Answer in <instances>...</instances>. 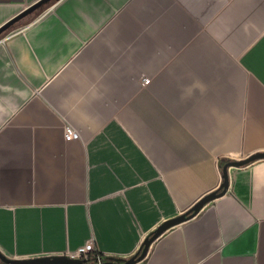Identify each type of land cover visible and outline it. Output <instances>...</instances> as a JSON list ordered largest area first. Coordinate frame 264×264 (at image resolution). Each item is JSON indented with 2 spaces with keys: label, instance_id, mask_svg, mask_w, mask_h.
<instances>
[{
  "label": "crops",
  "instance_id": "crops-1",
  "mask_svg": "<svg viewBox=\"0 0 264 264\" xmlns=\"http://www.w3.org/2000/svg\"><path fill=\"white\" fill-rule=\"evenodd\" d=\"M40 0H0V27ZM0 36V251L130 258L264 153V0H58ZM144 78L151 79L147 86ZM72 127L77 137L66 140ZM136 264H264V160Z\"/></svg>",
  "mask_w": 264,
  "mask_h": 264
},
{
  "label": "water",
  "instance_id": "water-1",
  "mask_svg": "<svg viewBox=\"0 0 264 264\" xmlns=\"http://www.w3.org/2000/svg\"><path fill=\"white\" fill-rule=\"evenodd\" d=\"M52 0H40L37 3L31 5L30 7L24 9L21 13L15 16L13 19L8 21L2 27H0V36L7 32L13 24L20 21L21 19L29 16L30 14L37 11L44 4L49 3ZM264 160V153H258L248 157L241 161H231L224 165L222 169L223 173V183L220 186V191H215L210 195L204 197L196 205H194L189 211L178 216L173 217L164 221L160 224L153 232L152 235L147 237L142 245V252L140 255H133L130 258L121 259H108L99 262H91L86 258L72 257L66 254L63 255H51V256H38V257H26V258H11L6 256L0 251V264H136L141 261L147 255L150 245L156 240L161 234H163L169 228L186 221L187 219L196 216L202 208L209 204L210 202L216 200L217 198L225 195L229 188V174L228 170L230 167L241 168L245 167L255 161Z\"/></svg>",
  "mask_w": 264,
  "mask_h": 264
},
{
  "label": "built area",
  "instance_id": "built-area-1",
  "mask_svg": "<svg viewBox=\"0 0 264 264\" xmlns=\"http://www.w3.org/2000/svg\"><path fill=\"white\" fill-rule=\"evenodd\" d=\"M151 83V79L144 78L142 85L147 86ZM77 132L72 127H66L65 129V138L66 140H71L77 137ZM97 251V248L93 241H89L86 245L80 247L76 252L68 254L72 257L86 258L89 259ZM97 262L102 263V259L98 257Z\"/></svg>",
  "mask_w": 264,
  "mask_h": 264
},
{
  "label": "trees",
  "instance_id": "trees-1",
  "mask_svg": "<svg viewBox=\"0 0 264 264\" xmlns=\"http://www.w3.org/2000/svg\"><path fill=\"white\" fill-rule=\"evenodd\" d=\"M50 2H52V1H50ZM49 2V3H50ZM217 191H220V189H218ZM152 235V233L149 235V236H151ZM148 236V237H149ZM141 252H142V249H140L136 254L137 255H140L141 254ZM98 257H100L101 259H102V261H105V260H108V259H121V258H117V257H110V256H106L104 253H102V252H100V251H96L93 255H91L90 257H89V261H91V262H97V259H98ZM144 259V258H143Z\"/></svg>",
  "mask_w": 264,
  "mask_h": 264
},
{
  "label": "rangeland",
  "instance_id": "rangeland-1",
  "mask_svg": "<svg viewBox=\"0 0 264 264\" xmlns=\"http://www.w3.org/2000/svg\"><path fill=\"white\" fill-rule=\"evenodd\" d=\"M37 16V13H34L33 15L27 17L26 19H24L23 21L19 22L17 25H15L13 28H11L9 31L6 32V34H8L9 32H14L12 30H15L16 28L26 24L28 21L32 20L33 18H35Z\"/></svg>",
  "mask_w": 264,
  "mask_h": 264
},
{
  "label": "flooded vegetation",
  "instance_id": "flooded-vegetation-1",
  "mask_svg": "<svg viewBox=\"0 0 264 264\" xmlns=\"http://www.w3.org/2000/svg\"><path fill=\"white\" fill-rule=\"evenodd\" d=\"M55 1H58V0H52V2L47 3V4H44L43 6H41V7H40L37 11H35L34 13L38 12L40 9L44 8L45 6L47 7L49 4H51V3L55 2ZM34 13L30 14L29 16L33 15ZM29 16H27V17H29ZM27 17H25V18L21 19L20 21L16 22L15 24H13V25L11 26V28H13L15 25H17L19 22L23 21V20L26 19ZM11 28H10V29H11ZM10 29H9V30H10ZM9 30H8V31H9ZM5 33H6V32H5ZM5 33H4V34H5Z\"/></svg>",
  "mask_w": 264,
  "mask_h": 264
}]
</instances>
